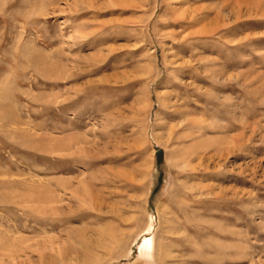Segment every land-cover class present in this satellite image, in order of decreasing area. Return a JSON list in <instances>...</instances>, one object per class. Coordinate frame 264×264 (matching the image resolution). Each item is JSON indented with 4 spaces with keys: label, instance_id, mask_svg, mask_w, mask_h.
<instances>
[{
    "label": "rangeland",
    "instance_id": "obj_1",
    "mask_svg": "<svg viewBox=\"0 0 264 264\" xmlns=\"http://www.w3.org/2000/svg\"><path fill=\"white\" fill-rule=\"evenodd\" d=\"M244 1L0 0V264H264ZM102 173L119 197L76 193Z\"/></svg>",
    "mask_w": 264,
    "mask_h": 264
},
{
    "label": "bare ground",
    "instance_id": "obj_2",
    "mask_svg": "<svg viewBox=\"0 0 264 264\" xmlns=\"http://www.w3.org/2000/svg\"><path fill=\"white\" fill-rule=\"evenodd\" d=\"M243 3H247L248 4V7L250 8V16H252V15H254V14H252V13H254L253 11L255 10V9H257L258 11H261L262 10V14L264 15V10L263 9H261L262 8V3H264L263 2V0H245ZM264 5V4H263ZM257 10H255V11H257ZM257 13V12H256ZM106 159V158H105ZM109 159V158H108ZM113 159V158H112ZM110 160H111V158H110ZM112 175V174H111ZM115 175V174H114ZM110 176V175H109ZM109 176H107L106 174H105V176H103V173H102V176H100L99 178H96L94 181L95 182H93V179H92V181H90L89 180V178L88 177H85L84 176V178L81 180L82 181V183H83V189H81V190H77L76 191V193L77 194H82V195H84V196H86L87 194H90V196H91V194H93V195H96L97 197H101V199H105V197H108V198H110V199H115V198H117V197H119V194H120V192L118 193V191H116L115 189H112L113 187H111L110 188V186H114L115 184H116V181L118 180L115 176H111V177H109ZM118 177V176H117ZM92 178V177H91ZM119 178V177H118ZM122 180H123V178H121ZM130 180V179H129ZM128 180V181H129ZM92 182V183H91ZM101 183L102 185H104V186H106V187H109L110 189H107L106 187H105V189H103V188H97V189H95L94 188V185H96L97 183ZM94 183V184H93ZM99 183V184H100ZM118 183V182H117ZM126 183H128L127 181H126ZM129 183H131L130 181H129ZM99 184H98V186H99ZM119 184H120V182H119ZM119 184H117V185H119ZM121 184H123V183H121ZM125 184V183H124ZM133 184L131 183V185L130 186H132ZM120 186V185H119ZM126 186H128V184L126 185L125 184V187ZM123 186L121 185V188H122ZM117 188V187H116ZM120 188V187H119ZM35 194V193H34ZM32 195V194H31ZM8 196V195H7ZM78 196V195H77ZM105 196V197H104ZM122 196V195H121ZM16 197V196H15ZM29 197V196H28ZM103 197V198H102ZM137 197V196H136ZM14 198V197H13ZM17 198V197H16ZM31 198H32V196H31ZM35 200H36V198H35ZM106 200V199H105ZM107 202V201H106ZM108 202H110V201H108ZM100 206H99V210L100 211H103L104 212V214L106 215L107 214V216H108V214H113V215H118L121 211H119L120 209H118V207H116L115 205H113V204H111V206L109 205L108 206V209L107 210H105V209H103L102 207H103V205L105 204V202L103 201V200H101L100 201ZM107 208V207H106ZM104 215V216H105ZM111 216V215H110ZM120 216V215H119ZM123 217V216H122ZM122 217H120V218H122ZM120 218H119V220H120ZM133 219V218H132ZM123 220H127V221H130L131 220V217L130 218H128V219H123ZM123 223V222H122ZM8 229V228H7ZM16 229V228H15ZM17 230V229H16ZM11 231V230H10ZM12 231H14V230H12ZM11 231V232H12ZM15 232V231H14ZM7 234H9V233H7ZM14 234V233H13ZM13 236V235H12ZM11 239V238H10ZM9 239V241H11ZM17 239V238H16ZM15 240V239H14ZM2 241H4V240H2ZM8 241V242H9ZM13 241V240H12ZM11 241V242H12ZM2 244V243H1ZM4 245V244H3ZM2 248H4V246L2 247ZM0 249H1V247H0Z\"/></svg>",
    "mask_w": 264,
    "mask_h": 264
}]
</instances>
